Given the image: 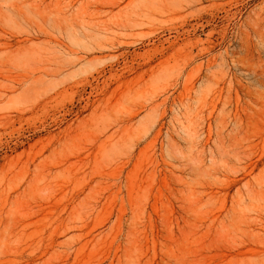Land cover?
Returning a JSON list of instances; mask_svg holds the SVG:
<instances>
[{"label": "rangeland", "instance_id": "374dc122", "mask_svg": "<svg viewBox=\"0 0 264 264\" xmlns=\"http://www.w3.org/2000/svg\"><path fill=\"white\" fill-rule=\"evenodd\" d=\"M263 228L264 0H0V264H264Z\"/></svg>", "mask_w": 264, "mask_h": 264}, {"label": "bare ground", "instance_id": "6f19581e", "mask_svg": "<svg viewBox=\"0 0 264 264\" xmlns=\"http://www.w3.org/2000/svg\"><path fill=\"white\" fill-rule=\"evenodd\" d=\"M86 160V159H85ZM81 161H82V159H81ZM84 162H86V161H84ZM83 162V163H84ZM66 163V162H65ZM81 164V163H80ZM84 167V166H83ZM81 168V167H80ZM92 169V168H91ZM96 170H91L90 171V173H85L86 171H83V173L84 174H87V175H89V176H91L92 177V181H94L95 180V178H100V179H104V176L103 175H100V174H96V172H95ZM77 173V172H76ZM70 175V174H69ZM71 176H73V175H71ZM99 180V179H98ZM103 181V180H102ZM108 181V180H107ZM99 182V181H98ZM98 182H96V183H98ZM116 183V182H115ZM114 183V184H115ZM99 184V183H98ZM117 185H118V183H117ZM122 185H121V183H120V187H121ZM112 189V188H111ZM116 189V188H115ZM90 190H91V188H90ZM89 190V191H90ZM117 191V190H116ZM91 192H92V190H91ZM112 192V191H111ZM110 192V193H111ZM114 192H115V190H114ZM90 193V192H89ZM113 193V192H112ZM115 195V194H114ZM119 195V194H118ZM67 197V196H66ZM99 213V212H98ZM72 215V214H71ZM70 216V215H69ZM3 218V217H2ZM70 218H71V216H70ZM118 219V218H117ZM3 220V219H2ZM69 220V219H68ZM123 220H124V218H123ZM72 221V220H71ZM69 224V223H68ZM60 226V225H59ZM68 226V225H67ZM132 225L130 224V227H131ZM69 228L71 229V227L69 226ZM132 228V227H131ZM264 229V228H263ZM262 230V229H261ZM24 232V231H23ZM68 232V230H66V229H64L63 230V235L64 234H66ZM84 236V235H83ZM99 237H102L101 235L99 236ZM95 239V238H94ZM264 239V238H263ZM131 241V240H130ZM129 242V241H128ZM260 243H261V241H260ZM259 243V244H260Z\"/></svg>", "mask_w": 264, "mask_h": 264}]
</instances>
